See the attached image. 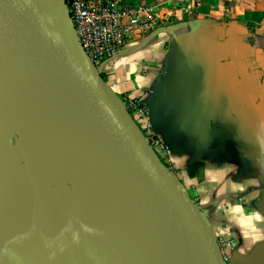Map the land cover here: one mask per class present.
Instances as JSON below:
<instances>
[{
  "label": "crops",
  "instance_id": "crops-1",
  "mask_svg": "<svg viewBox=\"0 0 264 264\" xmlns=\"http://www.w3.org/2000/svg\"><path fill=\"white\" fill-rule=\"evenodd\" d=\"M157 6L170 25L132 36L99 73L152 110L173 52L211 66L220 112L180 131L155 121L156 153L198 205L226 264H264V0H122ZM164 157V158H163Z\"/></svg>",
  "mask_w": 264,
  "mask_h": 264
},
{
  "label": "water",
  "instance_id": "water-1",
  "mask_svg": "<svg viewBox=\"0 0 264 264\" xmlns=\"http://www.w3.org/2000/svg\"><path fill=\"white\" fill-rule=\"evenodd\" d=\"M170 72L157 90L155 121L180 131L220 112L212 68L200 58H170ZM14 61L44 74L75 96L67 120L92 137L126 184L140 212L139 229L119 264H226L195 201L148 143L133 118L83 52L61 0H0V71ZM47 127L69 126L44 120ZM82 228L63 244L60 257L79 260ZM0 264H17L3 257Z\"/></svg>",
  "mask_w": 264,
  "mask_h": 264
},
{
  "label": "bare ground",
  "instance_id": "bare-ground-1",
  "mask_svg": "<svg viewBox=\"0 0 264 264\" xmlns=\"http://www.w3.org/2000/svg\"><path fill=\"white\" fill-rule=\"evenodd\" d=\"M4 65L10 74L0 71V259L70 264L60 257L62 244L46 243L60 227L72 233L70 224L78 223L98 231L83 239L79 259L119 264L141 209L96 141L67 120L74 94L22 64ZM44 120L70 128L56 131ZM37 220L49 229L47 241L25 237L27 229L37 231ZM177 264L192 263L182 257Z\"/></svg>",
  "mask_w": 264,
  "mask_h": 264
},
{
  "label": "built area",
  "instance_id": "built-area-1",
  "mask_svg": "<svg viewBox=\"0 0 264 264\" xmlns=\"http://www.w3.org/2000/svg\"><path fill=\"white\" fill-rule=\"evenodd\" d=\"M61 1L83 52L98 73L101 64L122 53L132 36L148 38L154 31L170 25L173 17L157 6L124 4L122 0ZM118 99L156 152L160 143L149 103L143 97ZM216 241L224 260V251L231 246L221 239Z\"/></svg>",
  "mask_w": 264,
  "mask_h": 264
},
{
  "label": "rangeland",
  "instance_id": "rangeland-1",
  "mask_svg": "<svg viewBox=\"0 0 264 264\" xmlns=\"http://www.w3.org/2000/svg\"><path fill=\"white\" fill-rule=\"evenodd\" d=\"M112 88V87H111ZM32 181H34V179H32ZM71 217V216H70ZM73 218V217H72ZM71 218V219H72ZM34 227L37 229V231H29L28 229L25 231L26 235V239L27 238H32L35 239L36 236L37 238H39L40 236L42 238L45 239V241H47L48 238L50 237H47L43 234H46L48 235L49 234V229L45 226V224L43 223L42 220H37L34 222ZM78 223H73V224H70L72 225L71 227L74 228L72 229L73 232L72 233H67V234H63V231H61L64 227H66L67 225L65 226H62L60 227V230L58 231V233H56V235L54 237H52L47 243H46V246H48L49 244H53V243H60V244H64L66 242H69L76 234H77V231H81L82 228H80V225L78 224V227L76 226ZM69 225V226H70ZM40 235V236H39ZM47 237V238H46ZM36 238V239H37ZM66 239V240H65ZM78 264H97L95 260H86V261H82V260H78L77 261Z\"/></svg>",
  "mask_w": 264,
  "mask_h": 264
},
{
  "label": "trees",
  "instance_id": "trees-1",
  "mask_svg": "<svg viewBox=\"0 0 264 264\" xmlns=\"http://www.w3.org/2000/svg\"><path fill=\"white\" fill-rule=\"evenodd\" d=\"M103 78V77H102Z\"/></svg>",
  "mask_w": 264,
  "mask_h": 264
}]
</instances>
